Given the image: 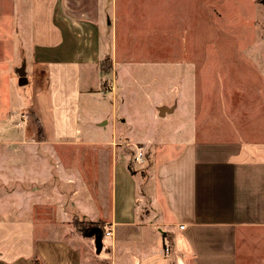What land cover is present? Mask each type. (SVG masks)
Returning <instances> with one entry per match:
<instances>
[{"label": "crops", "instance_id": "1", "mask_svg": "<svg viewBox=\"0 0 264 264\" xmlns=\"http://www.w3.org/2000/svg\"><path fill=\"white\" fill-rule=\"evenodd\" d=\"M221 1L0 0V45L7 67L26 64L32 108L46 138L39 144L48 145L61 162L64 153L58 148L73 150L67 161L81 160L80 168L77 163L62 167L67 189L54 188L63 215L57 213L55 195L39 188L41 179L36 189L21 188L24 199L34 201L19 206L23 215H0V264H240V254L259 261L264 252V34L251 30L245 8L226 14ZM127 3L143 6L141 13L154 20L193 19L204 7L218 28L222 23L228 29L213 34L246 38L244 64L259 73L246 89L224 78L217 104H206L214 100L203 101L201 89L195 95L196 117L219 124L196 123L194 137L173 142L167 155L164 143L148 138L145 144L154 152L144 168L151 172L136 168L133 174L115 143L80 135L82 99L96 98L103 62L114 65L119 8ZM146 184L150 187L144 189ZM70 215L100 224L105 231L100 253L91 242L68 239L79 234Z\"/></svg>", "mask_w": 264, "mask_h": 264}, {"label": "rangeland", "instance_id": "2", "mask_svg": "<svg viewBox=\"0 0 264 264\" xmlns=\"http://www.w3.org/2000/svg\"><path fill=\"white\" fill-rule=\"evenodd\" d=\"M142 7L138 4L131 7L127 3L119 8L114 65L103 62L100 88L91 102L85 97L82 99L80 122V135L84 139L115 143L117 153L127 163L133 162L139 173L141 170L151 172L150 167L144 168L146 162L153 159L154 152L145 144L148 138L155 139L158 145L164 143L163 155H167L174 149L173 142L194 137L196 123L219 124L198 114L196 117L195 95L201 93V89L203 101L211 97L214 100L206 104H217L216 96L223 87L224 78L246 89L257 83L259 74L244 64L248 60V54L243 51L246 38L227 36V33L213 34L212 31L228 29L222 23L218 28L213 14L203 6L198 10V16L185 21L149 19L141 13ZM220 7L226 14H238L245 8L251 17V30L264 34L263 0H222ZM22 19L27 20V16L22 14ZM21 31L26 37L24 23ZM5 59L4 48L0 45V210L3 211L0 215H23L25 211L18 210L19 206L33 203L34 197L29 202L20 190L29 186L35 188L37 178L41 179L39 188L48 195H55L57 213L63 215L54 188L67 189L70 185L60 172L62 167L74 164V161H67V153L73 150L56 149V152L64 153L61 162L52 155L48 145L39 144L46 138L32 108L33 89L29 83L19 85L17 68L7 67ZM160 105H175L176 108L160 116ZM138 147L146 151L144 164L135 160ZM80 161L74 164L77 168H80ZM41 169L40 177L37 174H41ZM148 187L150 185L146 184L144 189ZM62 203L66 204L65 200ZM46 215L50 216L52 212H46ZM71 218L70 222L77 229L76 223L87 222L81 216ZM86 225L87 234L79 231L75 237L69 235L68 239L79 240L80 244L91 242L96 250L93 228L99 225ZM240 248L243 251L245 246L240 244ZM249 258L240 254V264H264V252L259 261L254 255Z\"/></svg>", "mask_w": 264, "mask_h": 264}, {"label": "water", "instance_id": "3", "mask_svg": "<svg viewBox=\"0 0 264 264\" xmlns=\"http://www.w3.org/2000/svg\"><path fill=\"white\" fill-rule=\"evenodd\" d=\"M17 72L19 74L18 83L19 85H24L28 83V76H27V70H26V64L23 63L18 69ZM173 108L168 107L166 105L159 106V114L160 116H165L167 112H172ZM93 231L95 233V246L96 251L100 253L103 248V229L101 227H95L93 228Z\"/></svg>", "mask_w": 264, "mask_h": 264}, {"label": "trees", "instance_id": "4", "mask_svg": "<svg viewBox=\"0 0 264 264\" xmlns=\"http://www.w3.org/2000/svg\"><path fill=\"white\" fill-rule=\"evenodd\" d=\"M128 168L130 170V172L133 174V173H136V168L134 167L133 165V162L132 163H128ZM77 224V227H78V230L83 232L84 234H87L86 231H87V225L86 224H89V225H100L98 222H92V221H87V222H78L76 223Z\"/></svg>", "mask_w": 264, "mask_h": 264}, {"label": "built area", "instance_id": "5", "mask_svg": "<svg viewBox=\"0 0 264 264\" xmlns=\"http://www.w3.org/2000/svg\"><path fill=\"white\" fill-rule=\"evenodd\" d=\"M145 154H146V151L144 150V148L143 147H138V150H137V152H136V154H135V160H136V162L137 163H139V164H144L145 162H146V156H145ZM182 228L184 227L183 225L181 226ZM111 231L109 230V231H106V235H111ZM169 246H166V251H169Z\"/></svg>", "mask_w": 264, "mask_h": 264}]
</instances>
